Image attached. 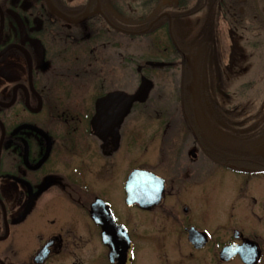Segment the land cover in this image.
Segmentation results:
<instances>
[{
    "label": "flooded vegetation",
    "instance_id": "flooded-vegetation-1",
    "mask_svg": "<svg viewBox=\"0 0 264 264\" xmlns=\"http://www.w3.org/2000/svg\"><path fill=\"white\" fill-rule=\"evenodd\" d=\"M188 20L193 29L182 35ZM263 20L264 0H0V264H137L144 251L159 264H248L240 254L221 256L246 240L258 245L255 264H264V244L238 228L212 243L188 195L228 174L242 194L264 175V130L248 133L245 122L254 84L260 101L263 73L231 84L221 72L234 41L262 58ZM137 57L148 60L138 69ZM212 75L224 81L207 83ZM213 86L227 92L212 96ZM81 89L93 97L78 105ZM113 94L133 105L112 133L93 131L97 100ZM141 106L158 123L146 132L148 167L129 165L118 190L115 161L125 139L135 152L132 116ZM207 115L217 134L206 129ZM135 170L147 172L145 208L127 189ZM252 201L263 235L264 209ZM192 228L206 233L205 244L190 240Z\"/></svg>",
    "mask_w": 264,
    "mask_h": 264
},
{
    "label": "rangeland",
    "instance_id": "rangeland-1",
    "mask_svg": "<svg viewBox=\"0 0 264 264\" xmlns=\"http://www.w3.org/2000/svg\"><path fill=\"white\" fill-rule=\"evenodd\" d=\"M192 21L188 20L185 24L181 23V34L187 35L192 31L193 24ZM196 28V27H194ZM200 33H204V30L201 29ZM186 36H184L185 38ZM182 38V40H184ZM187 46L190 45L191 40L185 39ZM201 40L198 41L200 43ZM244 41L242 39L234 41L233 50L231 53V58L228 61V66L224 67L221 65V72L226 73V77L229 79L231 84H234L237 80L242 83V79L246 78V81L255 80L259 74L263 73L264 76V53L262 58L256 59L253 55L249 56L247 53V48L243 45ZM200 45V44H199ZM264 52V49H263ZM142 58H136V68L141 65V63H137V60H141ZM142 67V66H140ZM262 67V69H261ZM223 82L224 76L216 77L212 75L206 82ZM160 82V81H158ZM256 82V80H255ZM259 82V81H258ZM106 83V81H105ZM140 82L137 78L136 74V84L135 90L137 92L138 86ZM259 91L262 94H259V99L257 97H253L254 92L257 93V85L254 84L252 87V91L249 94L248 101V113L246 112L247 119L246 127L247 131L253 132L255 130H264V87L262 88V84L259 82ZM109 85V83H108ZM107 87V84L105 85ZM108 88V87H107ZM201 85L199 87L200 99L203 102H207L209 100V94ZM113 89L110 87L109 90ZM219 89H224L227 92V88L222 86H213L208 91L211 92L212 96ZM87 92V99H85L84 94ZM79 93V92H78ZM93 97V90H80L79 99L83 101H88V103ZM79 101L81 105V103ZM75 104V102H73ZM148 106H141L134 111L132 116L134 121V131H135V152L129 154V148L127 143V139L123 140L121 144V148L118 151L119 156L115 161V181L114 187L119 190V186L122 190L124 186L125 179L129 172V165L136 166L137 168H147L146 160L148 158L147 153L145 151V142H146V132L158 130L157 121H150L145 116V110ZM205 106L203 107V109ZM207 112V110L202 111L201 115ZM78 114V113H77ZM86 114V113H85ZM85 119L81 117V121H78L79 124L85 125ZM205 127L210 132L217 134V128H215L208 119V115L205 117ZM127 130V127L123 128ZM116 144V143H115ZM118 147L116 144L114 148ZM112 148V149H114ZM150 154V153H149ZM110 167L113 168V162H111ZM164 172V171H163ZM231 175V176H229ZM218 177V176H217ZM212 176L204 179V181L200 182L197 186L190 187L191 192L190 199L196 201V211L193 212V220L197 222L201 227H205L208 233L212 234L213 231V240L212 243L217 242H227L231 236H233V231L235 229H240L243 234L253 240H256L262 245L264 244V234L263 230L260 228L261 219L256 218V213L258 214V206L255 205V202L252 199L255 197L260 202L261 211L264 209V175H258L251 180L246 186V191L241 194L239 190V181L237 178H234L233 174H228L226 180L219 181V177L217 178ZM224 178V177H223ZM234 179V180H232ZM260 190L262 192H260ZM255 215V216H254ZM263 228V226L261 225ZM229 231H228V229ZM179 232L182 233V226L179 225ZM261 233V234H260ZM180 236V235H179ZM183 242L185 239L183 237ZM142 253V251H140ZM149 252L144 251L143 254L139 255L137 264H159L149 259ZM184 263L182 261L180 264Z\"/></svg>",
    "mask_w": 264,
    "mask_h": 264
},
{
    "label": "water",
    "instance_id": "water-1",
    "mask_svg": "<svg viewBox=\"0 0 264 264\" xmlns=\"http://www.w3.org/2000/svg\"><path fill=\"white\" fill-rule=\"evenodd\" d=\"M150 88V84H145L137 99L139 102L144 103L147 99V91ZM134 99L127 97L124 94H113L105 99L97 100L98 115L91 122V129L93 131L102 132L104 135L112 133L115 130V123L120 121L124 115H126L133 105ZM147 172L135 170L129 178L128 192L129 194L136 196L135 203L141 204L142 207H146L145 201H140L139 197L143 196L146 191L145 175ZM161 191V190H160ZM158 192V191H157ZM162 195V191L156 194ZM190 240L195 245H202L206 243V233L199 232L192 228L190 231ZM238 235V232H236ZM257 243L246 240L242 245H230L226 247L222 252V259H229L236 254H240L245 262L248 264H255L260 258Z\"/></svg>",
    "mask_w": 264,
    "mask_h": 264
},
{
    "label": "trees",
    "instance_id": "trees-1",
    "mask_svg": "<svg viewBox=\"0 0 264 264\" xmlns=\"http://www.w3.org/2000/svg\"><path fill=\"white\" fill-rule=\"evenodd\" d=\"M262 25H263V31H264V20H263ZM147 61H148L147 59H141V60H137V63H141V65L144 66V64H145ZM142 73H143V70H142ZM137 78H138V80H139V82H140V78H139V72H138V70H137Z\"/></svg>",
    "mask_w": 264,
    "mask_h": 264
}]
</instances>
